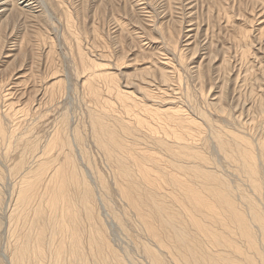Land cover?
Returning <instances> with one entry per match:
<instances>
[{"label":"bare ground","instance_id":"1","mask_svg":"<svg viewBox=\"0 0 264 264\" xmlns=\"http://www.w3.org/2000/svg\"><path fill=\"white\" fill-rule=\"evenodd\" d=\"M117 3L118 0L98 1L103 9L115 8ZM31 4V0H2L0 17L8 23L16 22L18 17L28 20ZM46 15H36L37 22L46 25ZM143 19L137 18L140 23ZM67 27L72 28L68 18ZM30 30L36 39L44 34L34 27ZM179 35L164 37L174 49L171 52H176ZM29 42H33L31 38ZM248 50L241 59L251 55ZM78 51L85 68L98 69L100 63L88 58L81 48ZM159 53L163 57L162 51ZM208 54L213 57L212 52ZM171 57L164 56L160 67L153 65L161 78L155 87L151 81L155 77L119 82L108 70L100 69L89 77L88 92L97 103V108H90V127L95 145L113 168V191L95 168L91 181L88 169L83 170L77 163L76 154L79 152L85 161L88 152L84 150L83 132L77 127L70 134L65 113L42 144L35 135L17 134L15 129L10 132L13 128L8 130L4 120L10 115L8 111L15 109L10 103L8 111L0 106V155L6 142L15 140L22 147L21 157L12 169L20 175V182L8 216L14 240L10 264H127L112 245L107 225L100 217L103 207L99 210V199L121 228L127 227L126 220L110 203L111 192L125 203L123 214L139 232L136 240L146 264H264V56L256 55L248 61L250 67L239 70L235 77L225 59V81L217 87L214 99H210L213 85L207 88L202 67H192V78L198 83L205 109L193 100L195 94L182 89V73L173 63L175 57ZM220 77V73L211 75L212 81ZM101 78L107 83L105 92L121 103L124 114L97 87ZM46 85L42 97L51 104L65 86L62 80ZM247 85L252 87V100L241 106L237 102ZM1 92L0 97L7 100L8 95ZM232 97L236 101L230 105ZM30 110L27 106L18 111ZM32 156L35 162L29 166L28 158ZM243 185H248L250 192Z\"/></svg>","mask_w":264,"mask_h":264},{"label":"rangeland","instance_id":"2","mask_svg":"<svg viewBox=\"0 0 264 264\" xmlns=\"http://www.w3.org/2000/svg\"><path fill=\"white\" fill-rule=\"evenodd\" d=\"M39 1L41 2L39 3ZM39 1L31 0L32 4L28 8V20L18 17L16 22L8 23L4 22V19L0 17V90H4L5 94L8 95L7 100L0 97V106L5 111L8 108V103H10L15 109V111L12 110L11 112L7 110L10 113V117L5 118V126L8 130L13 128L10 132L15 129L17 134L22 133L24 136L35 135L44 144L47 136L64 117L65 113V116L69 119L67 120L70 134L72 135L77 127L83 132L82 135L85 140L83 141V144L85 143L83 146L85 147V152H88V155L86 154L88 158H86L87 156L85 158L90 161L91 165H88L90 164L88 160L85 159L86 162L83 161L84 158H81L82 156L79 152L76 154L78 157H76L77 163L79 162L78 164L81 168L83 167V170L88 169V172L86 171L87 175L93 174L94 168L96 169V174L100 172L110 184V191L114 190L113 188L111 189L114 177L113 168L109 167L111 164L109 161L107 162L108 159L105 153L102 152L99 146L95 145L90 127L91 109L97 108L95 99L88 92L87 83L91 73L96 72L98 69L102 71L108 70L119 82H124L128 78L137 81L139 78L141 80L142 77L148 80L155 77L151 80L155 87L161 78L159 71L153 65L156 64V66L160 67V62L164 61V56H172L171 58L174 56L173 63L174 65L178 64L176 67L179 69L180 75L182 73V89L185 92L190 91L192 95L195 94L193 100L202 108L205 106L203 108L205 109L206 105L202 94H199L198 83L192 78L193 73L191 74L190 70L192 67H198L199 65L202 67L207 78V88L209 89L210 85H213L210 99H214L215 96L213 94L217 92V87L225 81L223 79L227 70L225 69L227 66L224 65L225 59L228 58L231 76L234 75L235 77L239 70L245 71L248 69L247 67H250L248 61H253L256 55L264 56V0H153L155 4L151 0H118L115 8L107 7V9H103L100 6L103 10L99 8V0H59L61 3L58 0ZM48 1L49 3H46ZM149 2L150 5L147 4ZM1 3L2 0L0 5ZM40 4L42 5L40 6ZM56 5H59V7L56 8ZM37 9L39 10L37 11ZM49 9L50 11H48ZM64 9H67V11ZM0 11H2L1 6ZM40 14H48L46 17L50 20L48 19L46 25L42 22L41 25L40 21L37 22L38 16L36 15ZM67 18L72 23V28L70 29L67 27ZM137 18L144 19L140 23ZM145 21L148 22L145 23ZM2 24L5 25L3 28ZM7 24H10L11 27L7 26ZM6 27L7 29H5ZM12 27L14 30H12ZM33 27L34 30H40L44 33L42 37L37 38L38 40L31 34L30 29ZM165 27L167 34L165 33ZM178 31L180 32L178 33ZM28 33L32 36L30 35L29 37ZM163 33L168 38L172 36L174 38L180 34L179 42L176 46V55L171 52L174 49L167 44V38H164L165 35ZM159 34L162 38H159ZM29 38L33 41L31 44ZM161 39L166 43L165 45ZM79 48L88 58L100 63L97 70L91 71L83 66L78 53ZM168 49L170 50L168 51ZM259 49L261 50L259 51ZM247 50L250 51L251 55L247 53L246 58L241 59L243 52ZM160 51H162L163 57H161ZM207 51L213 53L212 58L209 57ZM262 60L264 61V57ZM149 66L153 68L152 72L150 70L152 68ZM154 70L156 71L154 72ZM144 72L145 74H143ZM213 73L214 75L220 73L221 77L218 81H212L213 77L211 78V75L213 76ZM144 75L150 77L148 78V76L145 77ZM137 77L138 79H136ZM209 79L211 80L210 82ZM54 80H62L65 90L61 93L58 89L60 92L58 97L55 98L53 103L47 104V98L44 99L42 96L46 89V84L48 82L50 84ZM106 84L102 78L97 81V87L102 89L105 98H109L116 110L124 114L121 103L113 95L105 92ZM248 87L249 89L247 90ZM251 88V85H247L246 89H243L244 92L240 101L237 102L238 104L243 106L245 101L247 103L252 100ZM134 90L135 94L140 96L139 92L137 93L136 89ZM1 91L0 94L2 93ZM235 101H233L232 97V103L229 104L232 105ZM179 104L182 105V103ZM27 106L31 108L29 112L21 113L18 111L20 108ZM12 141L4 143L5 146L2 144L1 155L4 157L0 155V181L3 182H0V197L2 201V203L0 201V264H10V253L14 244L13 237L10 236L13 228L10 227V229L9 226H13V223L9 220V215L14 208L16 196L18 195L20 175L13 173L12 169L21 157L22 147L15 140ZM11 145L13 148H11ZM28 159L29 166L33 165L35 162L34 157L32 156ZM89 167L92 169V171L90 170L91 172ZM88 178L94 181V179L92 180L93 175ZM243 187L246 190L249 188L248 185H243ZM247 191L250 192V188ZM110 197V203L113 204L112 207L114 206L113 208L121 215V218L127 222V227L121 228L108 207H104L105 203H102L103 200L99 199V210L103 207L100 210V217L104 219L102 221L105 226L107 225L106 228L112 245L123 256L127 264H146L145 259H143L144 255L138 249L136 240L139 232L132 224L128 223V215L126 217L123 214L125 203L114 192L113 194L111 192ZM109 212L111 216H109ZM112 217L115 222H113Z\"/></svg>","mask_w":264,"mask_h":264}]
</instances>
